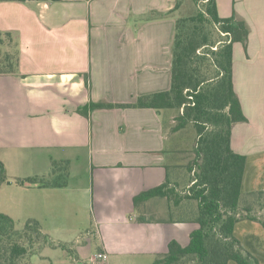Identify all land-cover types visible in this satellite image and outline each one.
Here are the masks:
<instances>
[{
	"label": "crops",
	"instance_id": "0c3cea01",
	"mask_svg": "<svg viewBox=\"0 0 264 264\" xmlns=\"http://www.w3.org/2000/svg\"><path fill=\"white\" fill-rule=\"evenodd\" d=\"M216 1L222 17L236 12L250 27L247 48L242 42L233 47L234 88L247 121L233 124L231 147L247 157L242 191L262 190L264 0ZM177 2L0 1V30L13 37L4 36L0 48L18 50L19 70L0 75V160L8 171L10 165L21 164L22 154L25 159L44 158L49 168L36 175L62 183L44 188L4 183L0 196L3 186H18L9 198L20 210L27 198L30 205L48 209L73 197L88 199L99 251L108 255L104 264L120 255L156 259L173 240L188 245L199 227L189 198L174 203L159 196L137 207L134 203L138 194L166 180L178 198L193 184L185 167L196 134L190 126L170 131L182 109L98 108L90 117L79 112L91 102L128 103L141 94L170 89ZM85 157L89 160L78 171V189L68 179L60 180ZM234 233L264 264L262 224L244 219Z\"/></svg>",
	"mask_w": 264,
	"mask_h": 264
},
{
	"label": "trees",
	"instance_id": "16d2710c",
	"mask_svg": "<svg viewBox=\"0 0 264 264\" xmlns=\"http://www.w3.org/2000/svg\"><path fill=\"white\" fill-rule=\"evenodd\" d=\"M180 1L174 10L180 9ZM201 1L203 7L195 13H180L176 18L170 89L141 94L128 103L91 102L79 112L90 117L98 108L182 109V113L175 116L170 131L183 130L190 124L196 130L192 149L195 157L193 164H188L194 171L193 184L187 193H181L179 198L174 196L170 181L166 180L134 198L136 207L159 196L174 203L189 198L198 204L193 220L199 227L191 233L188 245L171 241L168 252L158 255L154 264H229L230 261L262 264L234 233L236 224L244 219L258 221L264 227V189L242 191L247 157L231 147L233 124L247 121L234 88L233 47L235 42H242L247 48L250 27L236 12L222 17L216 0ZM4 36L13 39L12 32L0 30L1 45ZM17 56L18 50L13 53L0 48V75L18 74ZM86 80L89 81V77ZM208 124L215 128L208 129ZM4 183L41 188L62 186L57 178L44 175L12 179L0 160V188ZM38 243L69 249L68 243L51 240L39 220L31 218L23 229H18L9 214L0 212V264H22L27 256L32 260L40 250L36 247Z\"/></svg>",
	"mask_w": 264,
	"mask_h": 264
},
{
	"label": "rangeland",
	"instance_id": "374dc122",
	"mask_svg": "<svg viewBox=\"0 0 264 264\" xmlns=\"http://www.w3.org/2000/svg\"><path fill=\"white\" fill-rule=\"evenodd\" d=\"M204 2L201 0H181L180 10H178L177 16L190 15L203 7ZM215 128L214 125L208 124V129ZM192 133H196V130L192 124H190ZM197 136V135H196ZM196 140V137H195ZM195 142V141H194ZM193 145L190 149H193ZM192 155L190 160L186 159V167L188 172H191V178L194 171L189 169V162L192 163L195 154L191 150ZM21 164L9 166V176L14 179L16 177L35 176L40 174V171L44 172L49 168V163L44 158L29 159L24 158L22 154ZM89 159L83 158L82 162H74L68 167V174L61 176L60 180H69L70 185L75 189H78L82 183L80 182V170H84L86 163ZM80 163H82L80 165ZM193 164V163H192ZM84 166V167H83ZM48 174V173H47ZM48 176V175H47ZM0 196V212L8 210L15 214L12 216L16 228L23 229L26 222L31 219L32 214H36L40 221L43 231L49 235L51 240L56 242L61 241L68 243L69 249L53 248L50 245L36 244V247L40 248L39 254H35L32 257L27 256L22 259V264H30L33 261L35 264H93L95 254L100 250L99 245L101 240L98 234V227L95 223L93 209L88 199L79 196L66 200L63 205H57L51 208L42 206L30 205L28 198L23 202L24 206L20 210V207L11 205V199L9 196L13 195L14 191H17L18 186H3ZM75 193L77 192L74 191ZM187 193V191H186ZM185 194V193H184ZM194 209L197 211V201L193 200ZM79 245V246H78ZM71 248L73 250H71ZM108 260V259H107ZM155 258H150L145 255H120L112 256L109 259L110 264H154ZM105 261H99L98 264H104Z\"/></svg>",
	"mask_w": 264,
	"mask_h": 264
},
{
	"label": "built area",
	"instance_id": "2783aa9c",
	"mask_svg": "<svg viewBox=\"0 0 264 264\" xmlns=\"http://www.w3.org/2000/svg\"><path fill=\"white\" fill-rule=\"evenodd\" d=\"M94 262L93 264H98L99 261H106L108 259V255L106 252L104 251H98L96 254H95V257H94Z\"/></svg>",
	"mask_w": 264,
	"mask_h": 264
}]
</instances>
